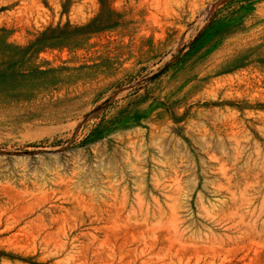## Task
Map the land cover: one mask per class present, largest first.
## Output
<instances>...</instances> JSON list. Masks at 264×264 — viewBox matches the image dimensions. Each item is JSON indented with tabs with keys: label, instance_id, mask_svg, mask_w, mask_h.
Returning a JSON list of instances; mask_svg holds the SVG:
<instances>
[{
	"label": "rangeland",
	"instance_id": "obj_1",
	"mask_svg": "<svg viewBox=\"0 0 264 264\" xmlns=\"http://www.w3.org/2000/svg\"><path fill=\"white\" fill-rule=\"evenodd\" d=\"M0 264H264V0H0Z\"/></svg>",
	"mask_w": 264,
	"mask_h": 264
},
{
	"label": "trees",
	"instance_id": "obj_2",
	"mask_svg": "<svg viewBox=\"0 0 264 264\" xmlns=\"http://www.w3.org/2000/svg\"><path fill=\"white\" fill-rule=\"evenodd\" d=\"M86 27L67 29V27L50 28L41 33L26 48L20 49L0 37V86L9 87L13 83L26 78L24 68L31 62V54L39 53L46 48L55 47L57 43L70 44L82 39L86 34ZM0 256H9L0 253Z\"/></svg>",
	"mask_w": 264,
	"mask_h": 264
}]
</instances>
